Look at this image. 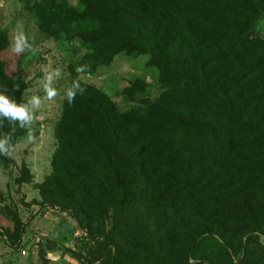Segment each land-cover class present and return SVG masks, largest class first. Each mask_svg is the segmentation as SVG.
Wrapping results in <instances>:
<instances>
[{
  "label": "trees",
  "instance_id": "1",
  "mask_svg": "<svg viewBox=\"0 0 264 264\" xmlns=\"http://www.w3.org/2000/svg\"><path fill=\"white\" fill-rule=\"evenodd\" d=\"M78 3L37 5V30L84 47L89 74L120 54L147 55L163 91L126 111L81 81L83 95L65 96L51 172L35 188L41 208L71 216L97 247L87 258L64 250L80 264H264V0ZM12 38L0 32V92L26 103L30 50L9 69L1 54ZM144 90L137 80L120 95ZM0 133L15 145L26 129L0 118ZM30 182L23 165L15 183ZM14 219L0 231L12 249L26 227Z\"/></svg>",
  "mask_w": 264,
  "mask_h": 264
},
{
  "label": "rangeland",
  "instance_id": "2",
  "mask_svg": "<svg viewBox=\"0 0 264 264\" xmlns=\"http://www.w3.org/2000/svg\"><path fill=\"white\" fill-rule=\"evenodd\" d=\"M44 1L0 0V32L7 31L14 37L17 26L22 25L31 45L23 62L28 84L23 94L24 100L27 102L34 95L41 97L36 119L30 127L25 128V135L14 145L12 153L5 155L4 162L0 161V231L11 233L14 217L26 223L17 248H10L5 237L0 236V264H80L64 249H79L87 258L89 251L97 247V243L88 240L87 232L80 229L71 216L55 208H41V198L35 188L51 172V160L57 146L54 127L72 81L71 70L79 81L106 93L121 111L143 107L142 101H154L163 91L159 72L149 65L147 55L120 54L114 57L110 65L98 67L93 74L86 73L88 66L81 62L87 52L84 47L69 41L64 35L48 37L37 30L34 9ZM53 1L74 8L79 4L78 0ZM255 35L264 39V17L259 21ZM18 56L12 48L1 54L2 59L8 62L9 69ZM81 67L85 71L77 72ZM57 69L60 75L54 79L53 86L58 94L49 100L43 89L44 78L47 73ZM137 80L144 82L145 90L136 94L134 101H128L120 92ZM29 132L34 139L29 140ZM23 165L30 172L31 182L18 185L15 178L21 174ZM106 223L110 225V217ZM259 241L264 246V235ZM102 261L106 260L92 264Z\"/></svg>",
  "mask_w": 264,
  "mask_h": 264
},
{
  "label": "clouds",
  "instance_id": "3",
  "mask_svg": "<svg viewBox=\"0 0 264 264\" xmlns=\"http://www.w3.org/2000/svg\"><path fill=\"white\" fill-rule=\"evenodd\" d=\"M18 31L14 35V43L12 45V51L16 54L23 53L25 50H30L31 45L28 43L26 36L23 33L22 25L17 26ZM85 68L81 67L77 69V72H84ZM59 69L49 72L45 75V82L43 89L49 100L54 99L57 96V90L53 86V81L56 77H59ZM0 92V118H3L10 123H18L21 128H28L32 125L36 119V111L41 107V97L34 95L28 99L26 103H17L5 92ZM85 89L81 87L79 80H74L71 86L66 92V99L69 104L74 102L77 94L83 95ZM29 140L34 139L31 132L28 134ZM14 144L12 143V136L8 133H0V154L10 155L14 150Z\"/></svg>",
  "mask_w": 264,
  "mask_h": 264
}]
</instances>
